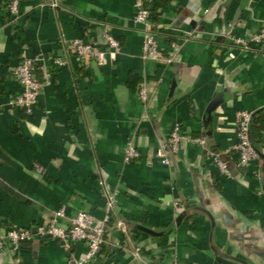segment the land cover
<instances>
[{"label": "crops", "instance_id": "obj_1", "mask_svg": "<svg viewBox=\"0 0 264 264\" xmlns=\"http://www.w3.org/2000/svg\"><path fill=\"white\" fill-rule=\"evenodd\" d=\"M152 1L159 49L176 44L170 62L144 55L134 0H20L14 19L0 0V225L33 227L64 206L98 223L110 216L90 264H264V41H251L264 0ZM106 33L120 49L101 62L80 61L62 43L105 49ZM36 51L66 64L50 68L26 113L9 104L21 89L11 69ZM239 110L254 113L259 155L244 167L234 151ZM177 122L188 139L163 164L157 149ZM128 145L139 157L125 160ZM84 250L34 239L0 251V264H66Z\"/></svg>", "mask_w": 264, "mask_h": 264}, {"label": "built area", "instance_id": "obj_2", "mask_svg": "<svg viewBox=\"0 0 264 264\" xmlns=\"http://www.w3.org/2000/svg\"><path fill=\"white\" fill-rule=\"evenodd\" d=\"M145 0H134L135 13L133 19L135 22L143 24L144 55H149L162 59L165 62L171 61L172 49L176 44H171L172 48L167 52V56H163V52L159 49L154 27L151 21L152 12L145 4ZM20 0H4V6L8 15L14 19L19 14ZM55 5V3L53 4ZM106 48H99L90 42L82 39H72L64 41L65 49L75 55L80 61L93 60L101 62L106 53L114 54L120 49V43L111 34H105ZM236 43L248 47V43L239 38H234ZM251 41H264V20L259 31L251 36ZM66 64V60L58 55L45 53L44 51H36L33 55L25 56L12 67L11 73L20 86V92L9 101V104L19 106L26 113H30L32 105L36 101L37 95L43 84L50 83L52 73L51 67H61ZM42 70L43 80L40 81L37 76V70ZM139 96L142 100L146 99V90L141 87ZM252 112L248 110H239L236 112V143L234 151L236 152V165L239 167L246 166L250 161L257 160L259 155L255 151L249 139V124ZM181 133L180 123H175L169 137L157 149V157L163 164L169 163V155L175 154L180 143L186 139ZM188 139V138H187ZM199 143H204L202 138L195 139ZM207 156L223 173L231 175L232 172L228 164L223 161L219 153L215 150L208 149ZM139 157L137 149L128 145L125 149V160ZM33 168L37 172H42L43 167L39 163H34ZM110 216L107 214L103 222L98 223L92 214L85 210H78L74 215L67 216L65 207L61 206L54 211L52 215L46 219L39 221L33 227L22 228L15 225H0V251L11 249L16 251L19 244L23 241H31L34 239H53L58 241L65 251H69L73 245L83 243L85 250L82 255L75 256L70 253L67 256L66 264H90L101 251L106 233L105 223L108 222ZM116 226L124 229V222L118 220ZM137 252L135 255L137 256Z\"/></svg>", "mask_w": 264, "mask_h": 264}, {"label": "trees", "instance_id": "obj_3", "mask_svg": "<svg viewBox=\"0 0 264 264\" xmlns=\"http://www.w3.org/2000/svg\"><path fill=\"white\" fill-rule=\"evenodd\" d=\"M144 4H145V6L148 9H150L151 12H152V10H155V12H156V6L153 4L152 0H145ZM152 30L155 32L156 31V27L154 26ZM170 43L173 44L174 42H170ZM162 55L163 56H167V53L163 52ZM253 122H254V113L252 112L251 121H250V124H249V139H250V142H251L252 146L254 147L255 151H257L255 143H254V140L252 139V136H251V125L253 124ZM202 139L204 140V142H206L204 137H202ZM209 149L216 151V149L214 147H209ZM257 153H258V151H257ZM109 221L110 220H108V223H109ZM24 242H27V241H23L21 243H24ZM20 244H19V246H20ZM67 254L69 255V252Z\"/></svg>", "mask_w": 264, "mask_h": 264}, {"label": "water", "instance_id": "obj_4", "mask_svg": "<svg viewBox=\"0 0 264 264\" xmlns=\"http://www.w3.org/2000/svg\"><path fill=\"white\" fill-rule=\"evenodd\" d=\"M214 105H215V101H212V102L209 104L208 108H207V112H210V111L213 109ZM8 191H9L10 193L14 194V195L17 196V197H21V195H20L19 193H17L16 191L12 190L11 188H8ZM21 198H22V197H21Z\"/></svg>", "mask_w": 264, "mask_h": 264}]
</instances>
